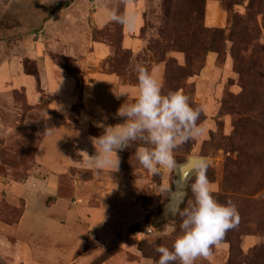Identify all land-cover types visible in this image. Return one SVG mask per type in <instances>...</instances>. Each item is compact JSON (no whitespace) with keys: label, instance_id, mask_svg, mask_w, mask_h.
<instances>
[{"label":"rangeland","instance_id":"obj_1","mask_svg":"<svg viewBox=\"0 0 264 264\" xmlns=\"http://www.w3.org/2000/svg\"><path fill=\"white\" fill-rule=\"evenodd\" d=\"M56 1L0 0V235L19 241L21 183L52 164L42 148L53 151L51 144L69 141L70 127L84 122H123L117 111L138 95L139 63L163 92L180 90L202 109L198 123L207 135L178 146L176 164L206 158L213 196L238 211L235 227L194 264H264V0H72L46 19ZM190 10L194 22L186 19ZM112 11L127 22L111 20ZM139 143L119 152L116 173L90 175L116 192L102 199L106 219L76 223L86 229L80 252L93 249L89 264H155V248H171L179 231L180 218L165 210L167 194L157 191L176 170L149 173L133 154ZM97 196L90 207L102 203ZM191 200L188 191L185 204ZM32 207L41 209L40 202ZM6 255V264H18Z\"/></svg>","mask_w":264,"mask_h":264},{"label":"clouds","instance_id":"obj_2","mask_svg":"<svg viewBox=\"0 0 264 264\" xmlns=\"http://www.w3.org/2000/svg\"><path fill=\"white\" fill-rule=\"evenodd\" d=\"M109 17L117 23L127 22L114 11L109 12ZM133 70L138 95L133 102L122 104L118 109L117 115L124 118L122 123L97 125L103 131L98 137L90 138L95 154L88 157L97 170H118V152L140 141L133 154L145 170L157 176L162 170L173 172L177 169L174 150L207 135V128L198 123L202 109L193 107L180 90L163 92L161 83L142 64L137 63ZM198 159L190 174L193 177L190 183L188 178L178 175L172 185L165 182L158 186L157 191L168 196L165 210L173 217L178 216L180 224L171 248L162 245L155 248L159 254L155 264H194L197 257H207L210 247L220 242L238 221L235 204L231 201L221 204L213 196L205 175L206 158ZM188 191L192 200L185 204Z\"/></svg>","mask_w":264,"mask_h":264},{"label":"crops","instance_id":"obj_3","mask_svg":"<svg viewBox=\"0 0 264 264\" xmlns=\"http://www.w3.org/2000/svg\"><path fill=\"white\" fill-rule=\"evenodd\" d=\"M93 124L92 126L103 130L97 126L100 123ZM82 125L83 127H70V142L64 140L51 144L53 151L43 146V152L49 156L52 163L50 168L40 176H28L21 183L23 188L20 196L24 198L25 205L19 227L23 223L24 225L16 233L19 237L16 243L12 244L8 241V236L0 235V264L10 263L6 254L11 253L16 255L18 264H89L92 260L93 249L88 248L80 252V243L84 242L86 229L78 228L76 223L96 222L111 214L102 199L114 196L116 191L113 188L107 189L103 183H93L99 180L90 175L114 174L117 170H97L94 167V163L89 159L95 154L90 139L94 136L89 133V125L85 126V122ZM73 133L74 139H71ZM79 137L81 139H78ZM121 167L120 161L118 170ZM62 178L68 183H64ZM30 183L32 185L29 187ZM62 184L68 185L67 189L63 188ZM92 195H98L97 198L101 199L102 203L98 204L100 206L90 207L87 200ZM32 201L40 202L41 209L33 208ZM66 220L72 222V228L69 225V229H64L62 221ZM39 222L42 223L41 229H29L31 223ZM56 223L59 228L51 230ZM58 242L68 247L67 251H60ZM119 264L129 263L119 259Z\"/></svg>","mask_w":264,"mask_h":264},{"label":"trees","instance_id":"obj_4","mask_svg":"<svg viewBox=\"0 0 264 264\" xmlns=\"http://www.w3.org/2000/svg\"><path fill=\"white\" fill-rule=\"evenodd\" d=\"M72 0H66V1H56V3L54 4V6L49 10V12L47 13L46 19L50 18L55 12H57L58 10L67 8L70 4H71ZM186 14V19H190L191 16L193 17L196 13L195 11L190 10L189 14ZM164 15L168 16L169 15V7H165L164 9ZM190 21L194 22V19H190ZM163 32V31H162ZM190 33V31H189ZM186 38H190L191 36L189 34H185ZM102 129L96 128L94 126H90L89 127V133L94 136V137H98L101 133H102ZM99 133V134H98ZM173 182V181H172ZM172 185V183H171ZM231 245V255L235 256V253L237 252L238 248L235 245V239L233 240L232 237H228L227 239ZM229 264H235L233 262L230 261Z\"/></svg>","mask_w":264,"mask_h":264},{"label":"water","instance_id":"obj_5","mask_svg":"<svg viewBox=\"0 0 264 264\" xmlns=\"http://www.w3.org/2000/svg\"><path fill=\"white\" fill-rule=\"evenodd\" d=\"M200 157L198 156H189L185 162L179 164L176 169V175H183L186 178L191 177L193 168L199 163Z\"/></svg>","mask_w":264,"mask_h":264}]
</instances>
